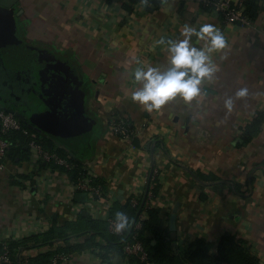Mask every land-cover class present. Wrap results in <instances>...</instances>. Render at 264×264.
I'll return each instance as SVG.
<instances>
[{
	"label": "crops",
	"instance_id": "crops-1",
	"mask_svg": "<svg viewBox=\"0 0 264 264\" xmlns=\"http://www.w3.org/2000/svg\"><path fill=\"white\" fill-rule=\"evenodd\" d=\"M14 16L22 43L73 68L76 78L73 112L80 124L75 120L71 132L64 125L69 118H54L48 124L55 134L43 130L41 136L104 179L114 203L144 191L143 173L150 165L158 167L161 186L152 203L168 229L178 207L177 255L198 238L215 254L220 237L228 233L249 245L264 264V122L251 140L243 141L246 128L264 115V13L251 27L240 28L202 9L197 0H165L152 10L139 5L132 13L108 0H19ZM202 23L216 25L228 46L213 55L215 79L204 81L199 101L177 99L158 112L133 103L131 89L141 85L130 78V70L164 65L167 45L156 40L182 38L184 24ZM192 42L202 46L195 36ZM239 88H247L248 94L235 97ZM229 96L231 109L224 107ZM115 118L132 123L141 145L137 151H132V141L113 133L109 123ZM33 171L25 161L0 170V245L88 216L71 213V202L83 203L77 201L71 177L45 170L37 176V187L28 186L25 177H35ZM97 207L101 210L102 203ZM67 264L136 263L84 251L72 254Z\"/></svg>",
	"mask_w": 264,
	"mask_h": 264
},
{
	"label": "trees",
	"instance_id": "trees-1",
	"mask_svg": "<svg viewBox=\"0 0 264 264\" xmlns=\"http://www.w3.org/2000/svg\"><path fill=\"white\" fill-rule=\"evenodd\" d=\"M108 1L111 2L113 0ZM144 1L148 2V9L152 10L160 8L165 0H118L127 13H132ZM259 1L249 0L247 2L246 15L252 20H256L260 15ZM5 107L6 105L0 102V109ZM263 122L264 115L259 114L246 128V135L243 141L248 142L251 140L260 131ZM22 126L29 134L26 135L22 131H10L5 135L0 134V138L5 139L9 143L6 156L11 163H21L29 159L30 150L28 144L32 140L42 144L46 150L57 152L61 156L70 155L63 148L55 145L51 138L41 136L23 121ZM132 144L137 147L141 146L136 137L132 139ZM70 158L74 165L73 170L70 172V177L74 180L85 166L79 159L71 155ZM47 166L49 165L41 164V168ZM31 176L29 175L25 179H31ZM93 184L99 187L104 195L108 194L110 187L104 179L96 176ZM160 186V181L158 180L156 186L152 189V193L156 198L159 196ZM235 186L237 190L240 189L239 185ZM144 203V197L139 198L138 207H132L131 198L122 203H114L111 216L116 217L117 212H124L128 217V225L123 235L111 234L107 223L100 219H95L89 215H80V219L77 222L70 221L65 224H56L47 232L30 235L20 240L7 241L9 255L14 261L13 264H53L52 260L56 252L72 255L84 251H92L100 258L106 260L110 259L112 254L126 258L123 254V247L137 222V215L140 209L144 210ZM146 212L147 217L142 221L139 239L149 253V262L142 263L134 257H129L128 260L136 264H181L178 255L175 253L173 241L170 238V231L164 226L160 209L152 206L146 209ZM154 241L155 244H153ZM55 247L56 250L54 251ZM37 249H42L44 252L34 257L23 255L26 252ZM3 251L4 246L1 244L0 255ZM179 256L186 264H260L258 256L249 245L228 233L220 237L215 254L210 253L204 238H198L194 242L188 243L184 250L179 253Z\"/></svg>",
	"mask_w": 264,
	"mask_h": 264
},
{
	"label": "built area",
	"instance_id": "built-area-1",
	"mask_svg": "<svg viewBox=\"0 0 264 264\" xmlns=\"http://www.w3.org/2000/svg\"><path fill=\"white\" fill-rule=\"evenodd\" d=\"M118 2V0H113ZM180 1H194V0H180ZM196 1V0H195ZM202 9L214 11L221 15L222 19L226 24L235 25L240 28L251 27L254 23L248 15H246L247 2L249 0H197ZM260 13H264V0H260ZM141 6L148 7L147 1L141 2ZM113 133L123 140L132 141L136 137V131L129 121L126 119L115 118L109 123ZM10 131H22L24 134H29L26 129L22 126V121L12 112L6 109H0V134L5 135ZM9 143L0 138V170H3L7 165L11 164L10 160L7 159V148ZM30 150V156L26 163L30 164L35 173V177L26 179V185H34L37 187L40 178L37 177L41 173L49 171L51 174L62 173L66 177H70V172L73 170V163L71 162L70 155L61 156L57 152H51L46 150L45 147L36 142L35 140L30 141L28 144ZM60 147V146H59ZM132 151H137L138 147L134 144L131 145ZM41 164L49 165L45 168H41ZM55 166V167H54ZM46 170V171H45ZM82 172H79L76 179L71 178L72 189L75 193H86L88 199L86 202L74 204L70 203L71 213L77 217L83 211L89 216L100 219L106 222L108 230L114 235H123L126 229L122 231L115 230V224L117 222L116 217L111 216V210L114 206V200L108 194L104 195L99 187L93 184V180L96 177L92 168L85 166ZM48 172V173H49ZM29 176V174H27ZM160 170L155 165H150L142 175V182L145 184L144 191L132 192L129 196L131 198L132 207H138L139 198L144 197L145 203L143 205L144 210L140 209L138 213L137 222L134 225L132 232L130 233L129 239L126 241L123 247V254L128 260L129 257H134L142 263L149 262V253L145 249L143 243L139 239V231L142 228V221L147 217L146 209L153 206V200L156 197L152 193V189L156 186L157 181H160ZM97 203H102L101 210L98 209ZM4 251L0 255V264H13L14 261L9 255L7 241L2 243ZM56 250V247L53 249ZM72 255L64 252H56L52 263L53 264H67Z\"/></svg>",
	"mask_w": 264,
	"mask_h": 264
},
{
	"label": "clouds",
	"instance_id": "clouds-1",
	"mask_svg": "<svg viewBox=\"0 0 264 264\" xmlns=\"http://www.w3.org/2000/svg\"><path fill=\"white\" fill-rule=\"evenodd\" d=\"M180 36L182 38L175 39L161 36L156 40L158 45H167L164 65L137 66L129 72L134 83L141 85L131 89L130 98L145 111L158 112L177 99L185 104L199 101L204 81L215 79L218 66L213 55L228 46L224 33L212 23H202L198 27L184 24ZM193 36L202 42V46L193 44ZM247 94V88H239L235 97L242 98ZM233 103L231 96L224 99L227 109H231ZM116 220V231L126 229L128 217L124 212H117Z\"/></svg>",
	"mask_w": 264,
	"mask_h": 264
},
{
	"label": "water",
	"instance_id": "water-1",
	"mask_svg": "<svg viewBox=\"0 0 264 264\" xmlns=\"http://www.w3.org/2000/svg\"><path fill=\"white\" fill-rule=\"evenodd\" d=\"M19 0H0V100L5 103V109L9 112L14 113L21 121L25 122L27 126L38 133H43V130L55 134V132L49 128L48 120L61 119L63 110L49 109L42 111L33 108V102L30 100L28 93L25 91L29 85H23L21 82L23 74L18 71V63L12 61L13 57H19L23 54H27L28 48L24 45L17 34V24L15 22L14 7ZM16 70V71H14ZM25 76V75H24ZM22 83V84H21ZM54 92V91H53ZM69 98V100H68ZM46 104L48 102L46 95H42L39 100ZM70 102L69 94L63 93L59 98V103L65 106V109L73 110L75 107H69ZM66 103H68L66 105ZM65 111V110H64ZM67 111L64 112L66 114ZM57 116V118H56ZM59 122V121H58ZM57 125V122L54 123ZM74 156V153H72ZM88 195L86 193L77 194L78 202H86ZM170 218L169 230L170 238L173 241V246L177 250V233H176V212ZM86 215V212H83ZM178 259L182 264L184 263L180 256Z\"/></svg>",
	"mask_w": 264,
	"mask_h": 264
},
{
	"label": "flooded vegetation",
	"instance_id": "flooded-vegetation-1",
	"mask_svg": "<svg viewBox=\"0 0 264 264\" xmlns=\"http://www.w3.org/2000/svg\"><path fill=\"white\" fill-rule=\"evenodd\" d=\"M27 51V54H23L19 57H13L12 61L16 60V62L18 63V67L16 68H18L20 74H23V80L21 81L24 82L23 85H29L25 93H28L30 100L34 103L33 108L36 110L43 108L41 109L42 111H45L46 109L48 110L49 107L51 109H54L56 107L57 109L60 105L59 98L63 93L69 94L70 102L69 104L66 103V105L68 104V108L70 107V105L72 107L73 102L75 103L77 98V91L74 92L72 85V80H76L73 74V68L68 69L69 67L64 66L54 57L45 55L39 50L32 49L31 47ZM42 95H46L48 102L51 104H48L46 102V104L44 105L43 103L45 102H43L42 99L39 100ZM67 112L69 113V115H67V113L62 114L61 120L69 118L64 122V125L68 126L67 129L71 130L72 132L76 129L75 120H77L79 124L80 121L76 115L77 112L75 113L73 112V110H68ZM71 113H73L74 116L73 119L70 120ZM61 130L57 129V131L59 132Z\"/></svg>",
	"mask_w": 264,
	"mask_h": 264
},
{
	"label": "rangeland",
	"instance_id": "rangeland-1",
	"mask_svg": "<svg viewBox=\"0 0 264 264\" xmlns=\"http://www.w3.org/2000/svg\"><path fill=\"white\" fill-rule=\"evenodd\" d=\"M59 104V103H58ZM58 110H63V112H61V113H63L64 114V112L65 111H68L69 109H65V106L64 105H62V103H60V105L58 106V108H57ZM65 110V111H64ZM67 115H69V113L67 112ZM61 118H62V116H61Z\"/></svg>",
	"mask_w": 264,
	"mask_h": 264
}]
</instances>
